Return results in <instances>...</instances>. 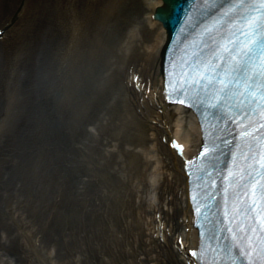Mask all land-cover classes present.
<instances>
[{"label": "bare ground", "instance_id": "6f19581e", "mask_svg": "<svg viewBox=\"0 0 264 264\" xmlns=\"http://www.w3.org/2000/svg\"><path fill=\"white\" fill-rule=\"evenodd\" d=\"M52 1L57 5L60 3L66 5L67 13L56 12L55 16L59 19L65 15L71 18V25L76 26V30H79L78 27L82 21H86L88 16L93 18L94 26L102 31L107 26L109 28L116 26L115 22L121 15L129 14L122 20V25L126 29V38L121 39L119 44L123 51L122 56L126 51H130L128 60L124 64L128 65L131 71L128 73L130 77L126 83L133 92V97L130 95L131 100L127 96L129 101L127 110L129 115L132 114L140 120V127L133 128L134 133L131 135L135 138L133 142L135 147L141 146V148L126 151V159H128L126 166L129 168L130 182L127 179L119 187H116L115 181L108 183L107 191L100 193L104 201L100 214L110 220L105 230L101 227L92 231L93 229L83 225L81 217L76 224L78 230L75 231L74 237L82 238L86 245L85 249H88L85 252L89 257L86 264H185L183 259L185 251L177 244V239L182 236L183 245L192 241V233L190 235L185 230L190 225V222H186L189 218L186 207L187 179L183 172V160L169 147L168 141L173 136H178L187 144V155L192 156L199 147L200 140L199 135L194 134V125L191 120L185 118L179 107L162 105L160 94L162 85H159L161 80L159 50L166 32L161 22L151 17L154 10L163 5L162 0ZM3 2L5 1L0 0L1 4ZM11 2L14 3L12 11L0 16V28L16 13L30 15L34 5L39 1L15 0L14 2L11 0ZM139 12L138 21L143 25L142 36L138 39L139 44L132 47L136 37L135 24H132L135 20L133 15ZM33 14H35L34 11ZM50 14L54 16V13ZM96 38L99 40L98 37ZM135 74L139 76L141 83L137 89L132 81ZM148 86L151 87L149 92ZM126 122L127 119L123 123L126 124ZM138 129L143 132H140L142 135L140 140L135 133ZM101 178L103 183L106 179H103V175ZM135 179L138 180V186L142 185L141 191L134 186ZM150 186L156 190L155 203L142 196V193ZM139 192L140 195H138ZM17 228L20 230L21 226L18 225ZM42 231L43 229L39 228L35 233ZM96 240L98 242L95 243ZM109 240L111 243L108 242ZM21 241L27 245L25 253H30L27 258H22L21 264H31L34 258H40L39 252L36 250L33 252L34 245L31 242L29 244L25 238H21ZM98 246L104 247L102 250L108 259L101 256L102 250L97 249ZM44 247L51 249V246L47 244ZM116 249L120 251L118 256L115 255ZM73 250L72 248L69 251L72 257L71 264H77V262L80 264L81 261ZM92 258L95 260L93 261ZM7 260L10 259L4 255L0 257V261Z\"/></svg>", "mask_w": 264, "mask_h": 264}, {"label": "rangeland", "instance_id": "374dc122", "mask_svg": "<svg viewBox=\"0 0 264 264\" xmlns=\"http://www.w3.org/2000/svg\"><path fill=\"white\" fill-rule=\"evenodd\" d=\"M4 1L3 4L0 3L1 15L8 14L13 9L14 3L12 4L11 0ZM38 1L30 15L20 16L14 20L6 37L0 42L1 59L5 62L0 75L1 94H4L9 84L16 87L23 80L21 72L14 71L11 73V68L18 62L15 60L16 56L22 58L25 55V48L30 35L50 27L59 37L67 43H71L69 40L72 37L71 18H67L65 15L59 19L55 16L56 12L66 14L68 11L66 5L61 3L57 5L52 0ZM50 13H54V16ZM127 15L129 14L125 13L118 19L121 25L120 29H123L122 20ZM32 17L33 19H31ZM133 17L138 19L139 15L134 14ZM31 20L33 21L31 22ZM91 20L92 17L88 16L86 21H82L84 27ZM122 29L117 28V31H122ZM102 94V91L98 93L95 89L88 102L89 108L79 113L81 118L79 122H55L52 124V128L61 136L63 135L76 151V154L64 163L63 170H58L54 166L56 170L52 171L51 168L47 169L44 164H39L37 167V171L43 179H46V182L51 180L53 176H64L65 186L61 188L59 194L54 193L50 188L38 186L37 181L27 183L15 178V172L10 164H17L19 155L26 154L21 140L17 144V151H13L15 154L10 157L9 162L5 163L8 167L0 171L3 186L6 188L4 193L0 195V257L4 254L10 259L0 261V264H21L22 258L25 259L30 256V253H25L26 248L21 242L20 231L17 228L20 222L34 226L35 230L42 228L43 231L39 232V237L44 243L53 247L61 264H71L70 258L72 257L69 256V251L74 248V243H77L74 238L77 220L76 206L78 202L84 199L94 183L89 161L96 158L102 162V165H112L113 167H108L106 170L113 182L115 178L118 184H122L126 180V173L122 170L124 165L122 158L119 157V152L112 150L113 148L110 152V147H104L101 143L112 119L109 111L117 105L116 101L106 102V99H101L100 95ZM4 116V111H0V120ZM55 159V156H52V163ZM67 180H70V185H68ZM53 204L57 205V208L51 212L50 209ZM85 211L88 213L84 217L85 225L95 224L98 219L96 206L89 204ZM48 212L52 213L51 218L46 219V224H44L43 217ZM78 257L81 261L80 264H86L89 259L84 251L80 252ZM104 257L106 256L104 255ZM92 260L94 261L95 258Z\"/></svg>", "mask_w": 264, "mask_h": 264}, {"label": "snow or ice", "instance_id": "6c2138e0", "mask_svg": "<svg viewBox=\"0 0 264 264\" xmlns=\"http://www.w3.org/2000/svg\"><path fill=\"white\" fill-rule=\"evenodd\" d=\"M216 0H206V3H214ZM257 4L264 5V0H230L228 6L225 8V16L229 19H232L234 17H239L241 23L249 24L250 27L253 30V35H256L259 33L260 38L252 43L251 47L247 48L246 51L243 52V61L240 63L239 70H237L235 67H233L232 72L233 76L240 79V87L243 88L245 83L248 81V76L243 75V73L247 72L251 75L252 79V86L251 88L245 89L246 92H250L255 89V81L261 80L262 85L260 88V96L264 97V69H262L259 72H253L252 66L253 61L256 60L258 63L261 62V57H264V7H257ZM220 7H225L223 4H219ZM243 12V15L241 14ZM259 13V19L254 21L255 16ZM159 15V13H158ZM219 21H217L218 23ZM213 29H206V31H213ZM241 35H247L246 32H244L243 29H241ZM238 47V45L233 44L232 48H226L224 51H227L229 56H231V53L233 50ZM213 59L217 60L218 63L223 64L225 61H221L219 56L213 57ZM231 62V61H228ZM200 70H203L206 73V76L202 78H208L212 75V73L215 72V68L208 63L205 65L204 63L200 64ZM191 71H195V69H190ZM183 74V73H181ZM140 78L137 77V80ZM234 80L225 74L224 77H217L213 79L209 86L213 85H219V90L222 92H227L231 90V85L233 84ZM187 85H185V88ZM148 91H151V87H147ZM177 97H183L185 96L184 89H180L179 91L174 93ZM171 98V95L170 97ZM180 102L183 103H189L191 104V101L182 100ZM175 146L179 147L181 150H183V145L175 143ZM196 255V253H193ZM220 264H224L223 259H221Z\"/></svg>", "mask_w": 264, "mask_h": 264}, {"label": "water", "instance_id": "95a60500", "mask_svg": "<svg viewBox=\"0 0 264 264\" xmlns=\"http://www.w3.org/2000/svg\"><path fill=\"white\" fill-rule=\"evenodd\" d=\"M169 5V10L161 9L159 17L165 22L167 26L172 30L177 24L178 20L181 19L187 8V3L184 0H165Z\"/></svg>", "mask_w": 264, "mask_h": 264}]
</instances>
